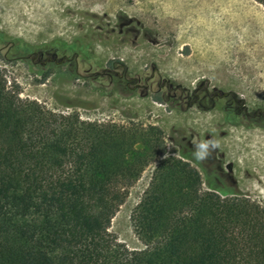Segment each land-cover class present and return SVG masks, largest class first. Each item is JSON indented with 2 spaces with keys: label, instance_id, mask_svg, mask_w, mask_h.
Returning a JSON list of instances; mask_svg holds the SVG:
<instances>
[{
  "label": "rangeland",
  "instance_id": "374dc122",
  "mask_svg": "<svg viewBox=\"0 0 264 264\" xmlns=\"http://www.w3.org/2000/svg\"><path fill=\"white\" fill-rule=\"evenodd\" d=\"M0 32L20 47L74 46L71 52L91 59L89 72L95 61L100 71L116 70L140 84L115 92L105 80L107 87L96 89L66 72L36 82L21 61L3 59L22 48H5L0 69L21 99L84 121L156 126L165 143L160 160L182 158L200 171L204 190L218 179L229 197L264 206V123L244 115L229 123L225 102L214 106L203 94L205 86L231 91L251 116L264 111V6L256 0H0ZM180 85L199 88L203 100L172 107L169 98ZM157 164L145 168L111 221L109 231L131 250L144 248L131 213Z\"/></svg>",
  "mask_w": 264,
  "mask_h": 264
},
{
  "label": "trees",
  "instance_id": "16d2710c",
  "mask_svg": "<svg viewBox=\"0 0 264 264\" xmlns=\"http://www.w3.org/2000/svg\"><path fill=\"white\" fill-rule=\"evenodd\" d=\"M164 149L156 126L23 100L0 69V264H264V206L215 181L204 190L190 162L160 160ZM156 162L131 213L144 248L131 250L109 228Z\"/></svg>",
  "mask_w": 264,
  "mask_h": 264
},
{
  "label": "flooded vegetation",
  "instance_id": "af4514ba",
  "mask_svg": "<svg viewBox=\"0 0 264 264\" xmlns=\"http://www.w3.org/2000/svg\"><path fill=\"white\" fill-rule=\"evenodd\" d=\"M19 45L15 43H6L3 33L0 32V55L2 51L6 48L9 50L11 48H19ZM22 52L17 56H9L8 53H4V61L14 62L21 61L26 65L28 72L35 76L36 82L48 81L52 75H56L59 72H66L69 75H76L87 79L90 84H92L96 89H105L104 81L108 80L111 90L122 91L124 89H131V84H134L133 89L140 87L139 79L133 82L127 80L125 75L119 74L116 70L104 69L100 71L97 63L94 61L92 63V72L85 69L88 63L91 61L90 58L80 57L79 53L76 51L62 52V48L58 45H44L41 47H27L21 46ZM27 50V51H26ZM88 72V73H87ZM123 81H125V88L123 87ZM149 82V81H148ZM146 83V87L150 88V83ZM113 83H115L113 85ZM115 86V87H114ZM164 86L171 90L168 81H164ZM204 87V86H203ZM177 91L180 92L181 97L178 98ZM174 93L170 96L169 100L172 107L183 108L185 105H194L203 100L199 92V88L190 90L189 88L178 87V90L173 91ZM204 97L213 102L214 106H218L220 101H224L225 104L222 107V112L225 115V119L229 123L237 124L239 117L244 115V117H253L254 121L259 123V125L264 123V111L258 108L255 110L254 114L251 116L249 110L243 101H240L237 95L231 91L221 93L218 89H213L212 92L209 91V87L205 86L203 88ZM219 107V106H218ZM219 182V180H216Z\"/></svg>",
  "mask_w": 264,
  "mask_h": 264
},
{
  "label": "bare ground",
  "instance_id": "6f19581e",
  "mask_svg": "<svg viewBox=\"0 0 264 264\" xmlns=\"http://www.w3.org/2000/svg\"><path fill=\"white\" fill-rule=\"evenodd\" d=\"M229 140H230V139H229ZM225 141H227V140H225ZM228 143H229V142H228ZM230 144H231V143H230ZM227 145H229V144H227ZM245 158H246V157H245ZM252 158H253V157H252ZM254 159H258V160L260 159V160H261V159H263V156L260 155V154H257L256 157H254ZM258 164H259V163H258ZM260 164H261V163H260ZM260 166H261V165H260ZM263 167H264V165H263Z\"/></svg>",
  "mask_w": 264,
  "mask_h": 264
}]
</instances>
